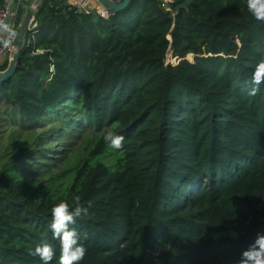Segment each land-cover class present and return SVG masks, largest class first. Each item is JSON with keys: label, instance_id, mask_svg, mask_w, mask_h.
Segmentation results:
<instances>
[{"label": "trees", "instance_id": "obj_1", "mask_svg": "<svg viewBox=\"0 0 264 264\" xmlns=\"http://www.w3.org/2000/svg\"><path fill=\"white\" fill-rule=\"evenodd\" d=\"M33 25L0 104L68 141L0 167V264H42L45 243L59 264L51 210L77 197L82 264H231L264 231V22L246 0H130L107 18L41 0Z\"/></svg>", "mask_w": 264, "mask_h": 264}, {"label": "clouds", "instance_id": "obj_2", "mask_svg": "<svg viewBox=\"0 0 264 264\" xmlns=\"http://www.w3.org/2000/svg\"><path fill=\"white\" fill-rule=\"evenodd\" d=\"M246 8L256 21L264 22V0H246ZM3 31L5 37L0 40V44L6 49L15 48L16 33L7 25L3 26ZM252 83L255 87L252 88L251 94L255 95L260 90V85L264 84V61L256 65ZM104 140L112 149L119 150L123 147L125 137L109 132L104 136ZM51 212L50 230L53 239L59 241L61 250L59 264H82L87 255V248L81 242L74 225L82 215L87 214L88 208L80 203L77 197L75 205L61 201ZM31 254L38 256L42 264H52L56 250L51 244L45 243L36 246ZM231 264H264V231H258L245 246L241 247L232 258Z\"/></svg>", "mask_w": 264, "mask_h": 264}, {"label": "rangeland", "instance_id": "obj_3", "mask_svg": "<svg viewBox=\"0 0 264 264\" xmlns=\"http://www.w3.org/2000/svg\"><path fill=\"white\" fill-rule=\"evenodd\" d=\"M165 60L170 63L177 62L172 61L175 60V57L172 56V51L170 50ZM189 60H191V58ZM1 105L2 104H0V167L7 159H11L17 154H25V161L30 162L31 166L36 165L45 152H58V146H65L67 143L68 136L65 135L62 137V140H59V144H48V140L51 137H55L50 131L53 126L57 125V120L48 118L41 124L36 123V125L32 124L31 126H27L21 124L15 110L8 106L5 107ZM61 128L62 127H60L59 130H61ZM79 133L78 131L75 134L78 135ZM31 142L35 143L31 144ZM29 150L30 152L26 153ZM24 162H21L19 166H22ZM41 173L44 174L45 170L41 171Z\"/></svg>", "mask_w": 264, "mask_h": 264}, {"label": "built area", "instance_id": "obj_4", "mask_svg": "<svg viewBox=\"0 0 264 264\" xmlns=\"http://www.w3.org/2000/svg\"><path fill=\"white\" fill-rule=\"evenodd\" d=\"M36 0H5L0 5V40L5 37L3 26L7 25L16 33L15 48L18 47L21 50L31 45L35 39L36 31L33 30L34 14L36 12L39 3ZM70 5L76 6L77 8L88 12L95 10L102 18H107L111 13L103 8L96 0H66ZM114 2H120L121 0H111ZM106 13V15H105ZM30 14V22L28 27L25 25V18ZM15 48H4L0 44V68L6 62L9 64L12 51ZM42 52L41 50H35L34 53ZM167 63V62H166ZM8 64L6 68L8 67ZM5 68V69H6ZM5 69H0L4 71ZM52 69V68H51Z\"/></svg>", "mask_w": 264, "mask_h": 264}, {"label": "water", "instance_id": "obj_5", "mask_svg": "<svg viewBox=\"0 0 264 264\" xmlns=\"http://www.w3.org/2000/svg\"><path fill=\"white\" fill-rule=\"evenodd\" d=\"M41 0H36V3H39ZM103 8L107 9L110 13H116L118 11L123 10L125 7L128 6L130 0H121L120 2H114L111 0H96ZM30 14H28L25 18V25L28 27L29 22H30ZM21 49L16 47L12 51V57L11 60L8 64V67L0 72V82L5 81L6 79L10 78L15 70H16V65L18 62V59L20 57Z\"/></svg>", "mask_w": 264, "mask_h": 264}]
</instances>
